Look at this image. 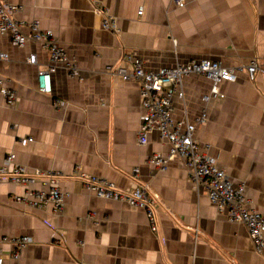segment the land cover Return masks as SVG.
<instances>
[{
  "label": "crops",
  "instance_id": "1",
  "mask_svg": "<svg viewBox=\"0 0 264 264\" xmlns=\"http://www.w3.org/2000/svg\"><path fill=\"white\" fill-rule=\"evenodd\" d=\"M12 1L22 7L14 19L51 32L77 75L57 67L51 93L39 92L37 73L51 64L47 50L32 43L17 49L0 36V51L9 55L0 61V78L17 95L9 108L0 94V167L13 153L30 173H55L65 202L61 214L28 209L15 197L46 187L0 183V242L22 236L33 241L17 259L11 246L0 244L5 263L264 264V251H255L246 227L218 214L205 193L193 190L181 159L169 161L163 173L147 162L166 155L169 146L155 130L139 143L138 84L105 70L122 65L125 54L153 72L202 59L239 67L235 82L221 84L224 99L207 105L208 119L194 138L264 215V74L258 71L249 82L244 70L252 59L264 70V0H186L184 8L173 0H96L99 8L88 0ZM105 15L113 17L117 33L102 28ZM32 53L36 65L26 62ZM182 85L192 123L210 83L188 76ZM172 118L186 121L178 99ZM25 138L32 141L21 146ZM76 171L123 193L146 186L157 198L156 231L144 210L89 193Z\"/></svg>",
  "mask_w": 264,
  "mask_h": 264
},
{
  "label": "built area",
  "instance_id": "2",
  "mask_svg": "<svg viewBox=\"0 0 264 264\" xmlns=\"http://www.w3.org/2000/svg\"><path fill=\"white\" fill-rule=\"evenodd\" d=\"M88 1L99 8L96 0ZM172 2L177 8H184L186 5V0ZM21 8L12 0H0V36L7 37L10 44L17 49H24L27 44L32 43L47 50L51 64L45 70L38 71L37 79L38 91L49 94L52 90L51 74L57 67L69 70L71 77L76 76L77 72L66 59L64 50L57 45L51 32L41 31L37 22L23 23L14 19V15ZM101 26L107 31L117 33L115 20L109 15L103 17ZM24 27L28 29V33L22 32ZM8 60L9 55L0 51V61ZM122 61V65L115 68L107 65L105 70L108 74L119 77L123 82L134 80L138 84L143 111L138 129L139 143L146 144L149 132L155 130L169 146L166 155H153L147 162L163 173L167 170L169 161L175 158L181 159L187 169L193 190L197 194L205 193L218 214L224 215L232 223L243 224L254 244L255 251L262 253L264 251V215L251 207L249 200L243 194L244 186L234 184L224 171L217 168L215 160L207 153L200 151L199 143L194 138L196 129L203 126L208 119L207 105L212 101L224 99L220 90L221 84L235 82L237 73L241 69L225 67L219 61L202 59L153 72L145 71L143 62L132 55H123ZM26 62L36 65V54H30ZM244 70L249 82L255 81L258 71L264 74V70H259L257 67L255 59L244 66ZM188 76H200L210 83L209 92L200 98L202 107L192 123L187 121L188 111L185 109V92L182 85L183 78ZM0 94L5 99L7 107L16 105V92L6 86V80L3 78H0ZM175 99L183 104L186 121L173 120ZM31 141V138H25L20 139L18 143L25 146ZM14 160L13 153L8 154L3 160L0 167V183L7 182L27 187L37 182L47 188L46 191H27L23 196L15 197V202L28 209L48 210L51 214H61L65 202L55 173H44L38 170L30 173L26 167L16 164ZM75 175L83 181L85 189L96 197L126 203L132 208L144 210L149 228L152 232L156 231L157 198L149 194L146 186L138 185L132 192L123 193L117 190L113 183L100 177L78 171ZM138 177V170L135 169L133 179ZM32 242V239L27 236L3 237L0 244L11 246L13 248L11 255L13 259H17L20 252ZM0 264H6L1 256Z\"/></svg>",
  "mask_w": 264,
  "mask_h": 264
}]
</instances>
